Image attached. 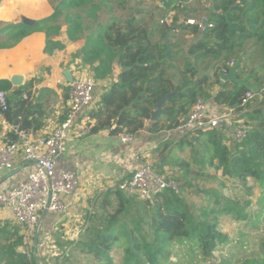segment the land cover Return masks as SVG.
Returning <instances> with one entry per match:
<instances>
[{"label": "trees", "instance_id": "16d2710c", "mask_svg": "<svg viewBox=\"0 0 264 264\" xmlns=\"http://www.w3.org/2000/svg\"><path fill=\"white\" fill-rule=\"evenodd\" d=\"M3 1L0 0V4ZM132 1L135 0H48L54 10L51 17L32 24L22 22L1 26L0 49L14 48L34 33L43 32L47 36L45 52L51 54L61 50L63 45L54 40L64 26L61 18L68 11H77L66 18L68 38L76 41L78 35H86L82 56L88 65H96L95 78L105 79L115 67L120 69L117 82L103 95L98 108L91 114L95 124L88 126L90 135L107 131L115 137L121 134L137 136L145 130L146 123L152 121V115L161 102L162 109H168L164 116L170 114L171 117V124L166 127L169 130L199 98L212 101L219 107L251 111L250 101L246 108L243 106L246 95L264 96L261 91L264 76L262 71H258L262 68L252 70L247 82L249 86L257 87L256 90L230 82L221 85L219 76V72L227 71L232 59L244 50L246 41L254 40L264 46V0H213L207 19L213 27L202 34L199 25L189 29L201 41L190 48L184 59L181 58L183 50L175 47L180 30L177 25L179 16H175L172 26L161 25L160 20L155 21L154 13L135 8ZM178 1L182 0H169L167 6L171 7ZM177 7L175 5L174 10ZM194 12L192 9L189 17H195ZM88 19L94 24L86 28L85 20ZM167 37L173 48L169 55H166L164 44ZM190 56L208 57L220 62L213 83H209L208 77L197 78ZM179 61L183 62L184 68H176L175 63ZM246 76L239 70V79ZM216 85L220 89L213 95L210 90ZM32 88L30 85L13 89L10 82L0 81V92L8 96L12 91L8 97L10 109L5 114L6 119L27 131V124L34 123L30 122L29 116L36 121L37 112L29 99L24 100L22 96L25 93L31 96ZM263 108L264 102L260 103V108L243 116L247 118L248 136L242 144L232 145L231 149L224 144L223 134L207 132L211 163L217 162L216 170H222L223 175L242 184L254 179L264 185ZM159 120L151 125L152 133L165 130ZM186 166L184 161L178 163L181 170ZM188 185L185 182L182 190ZM207 197L206 206L197 208L186 202L182 192L176 195L166 191L151 201L141 202L124 194L118 187L109 189L102 200L97 198L92 212L86 217L88 225L83 227L70 251L55 257L54 262L45 260L40 255L41 250L36 258L33 250L27 249L19 229L15 228L14 233L0 238V264H79L76 261L78 254L91 257L95 263L112 264L111 253L119 250L123 253V264H163L177 243L200 252L203 260L208 261L218 246L227 240L218 230V220L221 216L232 215V205L220 192L210 190ZM132 207H136L137 215L127 222ZM143 211L148 214H142ZM53 234L51 231V240ZM38 245L40 248L41 242ZM21 247L23 251L19 252ZM241 264L264 263L247 259Z\"/></svg>", "mask_w": 264, "mask_h": 264}, {"label": "crops", "instance_id": "0c3cea01", "mask_svg": "<svg viewBox=\"0 0 264 264\" xmlns=\"http://www.w3.org/2000/svg\"><path fill=\"white\" fill-rule=\"evenodd\" d=\"M192 9H195V17H199V9L193 6L189 9L188 14H186L187 19L195 18L189 17V12ZM210 10L211 8H209ZM53 13L54 10L48 0H4L0 4V28L2 25L19 24L22 22L32 24L51 17ZM209 15L210 12L208 17ZM190 28L187 26L180 27V30L184 29L182 30L184 35L188 34L191 37V40L187 38L189 40V47L180 49L177 43L175 45L177 50L184 51L186 58L190 48L201 41L199 36L190 33ZM67 31L68 28L66 26L63 27L59 36L54 38L55 41L63 45V49L55 50L51 54L45 52L47 36L43 32L34 33L14 48L0 49V81L10 82L13 89L33 86L31 96L25 93L22 98L24 100L29 99L30 105L36 107V121H33V117L29 116L30 122L34 123L27 124V126L28 131L37 138L51 133L68 116L70 109L68 84L70 79L80 72L95 76L94 69L96 65H88L83 60L82 50L86 43L81 38L76 41L70 40ZM203 32L201 30V34ZM181 58L184 59L183 56ZM197 59H199V62L205 59L216 61L208 57L200 59L190 56L189 58L191 63L197 62ZM204 71L202 75L198 71L197 78L208 77L210 79L209 83H213L215 78L208 76ZM119 73L120 69L115 67L111 75L105 79L98 80L96 104L91 110L83 112L75 122L70 131L67 152L59 160L61 168L75 171L81 181L80 188L69 199L73 210L61 220L65 221L63 222V228L75 226L77 228L81 227L83 222L88 223L86 217L92 212L94 204L100 196V194L97 195V192L116 188L122 178L130 177L132 172L145 162H151L154 170L159 173H166L168 170L180 172L181 169L178 168V163L184 160L178 158L174 153L183 151L185 147L191 148L195 141L201 143V141L203 142L205 138L209 137L208 133H201L188 139L168 138L164 133L167 129L166 127L171 124L170 114L169 116L161 115L159 117V124L165 130L152 133L150 127L154 122H147L145 130L136 136L137 142L132 146L124 147L119 140V136H112L107 131L81 136V132L85 127L89 125L90 127L94 126L95 121L91 120V114L98 108L103 95L117 82ZM222 84L224 83L221 82ZM217 88H213L211 94L214 95L218 92L220 86H217ZM11 94L12 91L8 92V97ZM25 96H27V99L24 98ZM209 102L213 103L212 101ZM165 110L163 111L166 112ZM190 111L191 109H189L186 115L178 117L177 122L186 117ZM226 133L230 136V132ZM13 137L12 133L4 131L0 126V145L9 143ZM231 140L232 145H236L233 137ZM187 163L189 164V161ZM20 167H24L23 171L9 180L4 186L17 185L32 170L33 165L20 158L16 161L15 169ZM7 174L8 172H1L0 181ZM171 175L178 176L173 173ZM41 219H43L41 229L43 228L44 232H48L49 234L51 231L54 232L53 226L59 220L52 213H43ZM83 227L85 226L83 225L82 229ZM15 228L19 229V235H21V229L10 214L0 210V238L14 233Z\"/></svg>", "mask_w": 264, "mask_h": 264}, {"label": "built area", "instance_id": "2783aa9c", "mask_svg": "<svg viewBox=\"0 0 264 264\" xmlns=\"http://www.w3.org/2000/svg\"><path fill=\"white\" fill-rule=\"evenodd\" d=\"M150 1L164 14L160 24L172 26L175 4L169 7L167 6L169 0ZM205 20L207 19L197 21L183 17L181 20L179 18L177 25L179 27L199 25L200 29L205 31L213 27L209 23L203 26ZM97 84L98 80L89 73L75 74L68 84L70 109L67 118L51 133L38 138L30 131L23 130L19 125L5 119L10 106L7 94L0 92V126L14 136L11 142L0 145V173L15 170L16 161L20 158L33 165L32 170L17 185L0 186V210L10 214L21 229V236L25 242L34 240L38 228L40 231L43 229L40 224L43 213H52L61 221L73 210L69 199L80 188L81 181L75 171L61 168L59 160L67 152L70 131L75 122L83 112L91 110L96 104ZM24 98L27 99V96ZM253 98L254 95L248 93L243 106ZM242 114L243 111L236 108L219 107L199 98L190 113L164 134L168 138L188 139L201 133L223 129L232 134L236 144H242L248 136L246 125L239 120ZM88 135L90 128L85 127L81 136ZM119 140L124 147L137 142L136 136L129 134L119 135ZM117 187L124 194L147 202L166 191L180 195L183 186L173 175L159 173L154 170L151 162H145L132 172L130 177L122 178ZM40 238L41 253H46L48 249H57L48 232L42 230Z\"/></svg>", "mask_w": 264, "mask_h": 264}, {"label": "rangeland", "instance_id": "374dc122", "mask_svg": "<svg viewBox=\"0 0 264 264\" xmlns=\"http://www.w3.org/2000/svg\"><path fill=\"white\" fill-rule=\"evenodd\" d=\"M212 1L213 0L178 1L175 3V5L178 7L175 11H173V14H175V16H179L181 20L183 17H186L189 9H191L193 6H196V8L199 9V17H195L192 19H195L197 21L201 18L207 19L210 12L209 8H211L212 6ZM131 5L135 8L144 10L145 13H154L155 21H161V18L164 15L162 11L156 9L154 4L150 0H135L131 2ZM76 12L77 11H68L65 13L64 17L61 18V23L62 25H64L63 27H69L67 25L66 18L74 15ZM93 24L94 22L92 20H85L86 28L93 26ZM182 30L177 33L176 40V43L178 44L180 49H182L183 47H189L188 41L191 40L190 35H184V32H182ZM86 33L87 35L89 34V32ZM85 36L86 35H78L77 37L81 38V40L86 43L87 39ZM187 38L190 39L188 40ZM182 56L186 58L184 51L182 53ZM240 59L242 65L240 70L245 73V76L251 75L252 70L258 67L262 68V70L258 71H262L264 76L263 45L257 43L254 40L246 41L244 50L239 53L237 57L233 58V62H230L229 65L234 66ZM218 64H220L219 61L205 59L201 60L200 62L197 61L195 63H192V66L197 70V72L199 71L200 75H202L203 70H205L204 73L214 78L215 72L218 69ZM183 65V62L180 61L178 63H175L176 68H184ZM213 88L218 89L217 85ZM212 89L210 90V92H212ZM261 91L264 92V86L261 87ZM261 96L254 95V98L250 101L251 103L249 102L252 110L260 108V103L264 102V96ZM205 101L209 102L206 99ZM246 107L247 106L245 105V108ZM249 111L250 110L248 109L243 110V114L239 118V120L244 124L247 121V118L243 116ZM214 131H217V134H223L222 136H224L225 145L230 146L229 148L231 149V139L233 137H231L232 134L230 133L229 136L226 133L228 131L223 129ZM205 139L203 140V142L201 141V143L195 141L194 145L191 148L185 147L183 151L174 153V155H176L178 158L183 159L186 165L188 164L187 161H189L188 166L183 167V169L180 170L181 173L179 171L172 172V170H168L166 171V173L177 174L178 176L174 177L182 182V186L183 184H185V182L189 184L185 190H182V196L186 199V202L190 206L193 205L197 208H201L204 205L206 206L208 198L207 195L208 191L210 190L220 192L224 197L228 199L227 201L232 205V215L221 216L218 220V230L224 236H226L227 240L224 244L218 246L217 250L214 252L213 257L208 261L203 260V255L200 252L193 251L185 244L177 243L172 247L169 259L163 264H241L247 259L257 260L258 262L261 261L264 263V185L263 183L257 182L254 179H249L246 183H244V185L238 180L223 175L222 170H216L217 162L211 163L210 154L207 151L208 145H210V141L208 140V138L206 140ZM170 160H172V158H170ZM187 173H190V175H188ZM106 192L107 191L97 192V195L100 194V200H102ZM134 208L136 207H132L131 209L133 210L129 211L126 220L127 222L131 217L137 215L136 209ZM194 212L197 213L196 210H194ZM142 214L148 213L147 211H143ZM63 222L65 221H59L56 225L53 226L54 234L52 240L55 243V247L59 248L48 249V252H43L40 254L47 261H52L53 259H55V257L57 258L61 256L64 252L70 251L75 245V242L77 241L76 239L79 238V232L83 230L82 226L88 225V223L83 222L81 227L76 228L75 226L72 228H63ZM33 242V239L28 242L24 241L27 249L31 252L33 250ZM37 250L38 256H40L39 247H37ZM18 251L22 252L23 248H19ZM111 257L112 264H123L122 251L119 250L112 252ZM76 261L79 264H103L95 263L91 257L87 258L86 255L83 254H78L76 256Z\"/></svg>", "mask_w": 264, "mask_h": 264}, {"label": "water", "instance_id": "95a60500", "mask_svg": "<svg viewBox=\"0 0 264 264\" xmlns=\"http://www.w3.org/2000/svg\"><path fill=\"white\" fill-rule=\"evenodd\" d=\"M207 20H205L203 22V26H207ZM164 44H165V47L167 49V52H166V55H169V53L172 51V48L170 46V43H169V38H165L164 39ZM242 65H241V59L237 61V63L234 65V66H231V65H228V69L227 71H221L219 72V76H220V79L223 83H226V82H230V83H233L235 85H239V86H242V87H246V88H249V89H252V90H256L257 87H251L247 84L248 80H249V77L250 75L242 78V79H239L237 77V74L239 72V70L241 69ZM72 80V78L70 79V81ZM69 81V82H70ZM162 102L159 103L156 107V111L153 113L152 115V121L153 122H157L159 117L161 115H164L166 114V112H164L162 110ZM164 113V114H163ZM23 168L24 167H20V168H17L15 170H13L12 172H9L1 181H0V186L5 183L7 180L17 176L18 174H20L22 171H23ZM47 212H45L46 214ZM43 222V219H41L40 221V224H42ZM40 235H41V231L40 229L38 228V231L37 233L35 234L34 236V242H33V253H34V256L37 258L38 257V250H37V247H38V243H39V239H40Z\"/></svg>", "mask_w": 264, "mask_h": 264}, {"label": "bare ground", "instance_id": "6f19581e", "mask_svg": "<svg viewBox=\"0 0 264 264\" xmlns=\"http://www.w3.org/2000/svg\"><path fill=\"white\" fill-rule=\"evenodd\" d=\"M3 93H5V92H3ZM5 119H6V117H5ZM7 120V119H6ZM8 121V120H7ZM11 142V141H10ZM14 178V177H13ZM12 179V178H11ZM11 179H9V180H11ZM9 180H7L5 183H3L2 185H5Z\"/></svg>", "mask_w": 264, "mask_h": 264}]
</instances>
